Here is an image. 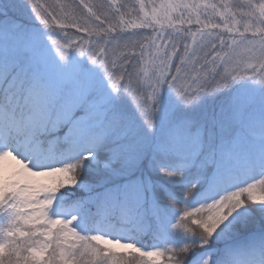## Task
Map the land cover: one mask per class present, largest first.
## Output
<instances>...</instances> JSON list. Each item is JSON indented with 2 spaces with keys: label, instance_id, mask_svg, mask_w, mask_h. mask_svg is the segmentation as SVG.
I'll return each mask as SVG.
<instances>
[{
  "label": "snow or ice",
  "instance_id": "1",
  "mask_svg": "<svg viewBox=\"0 0 264 264\" xmlns=\"http://www.w3.org/2000/svg\"><path fill=\"white\" fill-rule=\"evenodd\" d=\"M0 264H264V0H0Z\"/></svg>",
  "mask_w": 264,
  "mask_h": 264
},
{
  "label": "trees",
  "instance_id": "2",
  "mask_svg": "<svg viewBox=\"0 0 264 264\" xmlns=\"http://www.w3.org/2000/svg\"><path fill=\"white\" fill-rule=\"evenodd\" d=\"M97 2H103V0H97ZM128 3H134V0H127ZM180 207H183L182 205ZM145 243H151L150 240H146Z\"/></svg>",
  "mask_w": 264,
  "mask_h": 264
}]
</instances>
